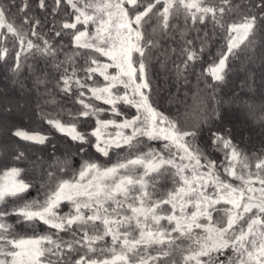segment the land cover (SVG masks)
<instances>
[{
	"label": "snow or ice",
	"instance_id": "6c2138e0",
	"mask_svg": "<svg viewBox=\"0 0 264 264\" xmlns=\"http://www.w3.org/2000/svg\"><path fill=\"white\" fill-rule=\"evenodd\" d=\"M9 4L17 8L19 24L10 20L9 7L0 0V67L22 91L38 94L34 110L74 142L75 152L70 148L57 157L53 145L50 160L30 152L29 145L47 146L51 138L10 123L18 103L0 104V165H10L0 167V264H177L176 255L180 264H264V103L241 101L236 109L244 116L246 127L241 128L229 119L231 108L216 99L231 71L230 57L238 50L251 51L257 39L264 57V0ZM209 23L210 31H222L226 42L197 73L212 39L203 31ZM81 57L86 66L77 65ZM41 62L45 67H39ZM154 62L174 74L180 88L191 86L189 74L195 77L196 103L185 106L197 117L192 122L154 106ZM110 68L116 71L109 73ZM25 72L31 89L16 79ZM97 74L102 84L94 79ZM253 84L245 81L250 89ZM259 87L264 89V81ZM56 92L73 97L79 108H60L55 115L44 111L57 104ZM173 101L179 102L170 95ZM121 105L136 114L126 116ZM105 113L113 118L102 119ZM144 137L163 141V148L140 151ZM253 137L260 141L254 151L248 147ZM90 148L101 157H110L113 150L126 155L110 165L89 158L74 168L72 156H88ZM206 149L222 158L212 159ZM27 173L35 179H24ZM159 179L171 180L172 187L162 191ZM32 189L37 195L26 199ZM63 203L69 210L62 213ZM12 217L15 223L9 222ZM41 224L47 231H37ZM18 226L32 235L18 232Z\"/></svg>",
	"mask_w": 264,
	"mask_h": 264
},
{
	"label": "trees",
	"instance_id": "16d2710c",
	"mask_svg": "<svg viewBox=\"0 0 264 264\" xmlns=\"http://www.w3.org/2000/svg\"><path fill=\"white\" fill-rule=\"evenodd\" d=\"M4 4L9 7V11L11 12L10 20L15 21V23L19 24V20L16 17L17 8L14 6H10L9 0H3ZM33 5L35 4V0H32ZM19 4V0H17V5ZM36 15H41L39 10L36 11ZM203 27V26H200ZM212 25L209 23L207 28H204V32H209L212 36V39L209 41L210 47L203 55V64L196 65V72L199 73L202 71L203 68L207 67L208 63L211 62V59L216 56V53L225 45V36L222 31H215L211 32ZM203 35V32L201 33ZM168 43H171L169 41ZM64 44L67 45L68 41L65 39ZM176 46V45H173ZM243 48V46H241ZM67 51H71L70 48ZM87 51V50H85ZM63 59V56L60 57ZM102 62H106L107 58L100 57ZM177 62L179 60L177 59ZM29 64L33 63L32 60L28 61ZM76 63L78 66H86L84 65L83 58H77ZM39 67H45L43 62L39 64ZM169 68H172V65L169 64ZM229 68L231 71L228 73L226 82L220 86L218 92L216 94L217 100H223L225 108H231L229 113V119L232 120L237 124L238 127L245 128L246 125L243 123L244 116L242 111H237V108L241 107V101L247 104H255L259 105L264 103V89H261L259 86L261 85L262 81H264V57H262V50L260 49V41L259 39L256 40L255 45L253 46L251 51H237L236 57L229 58ZM109 73H114L116 69L110 68ZM79 75L83 76V72H80ZM150 75L151 81L154 87V92L151 95L150 99L154 102V106L158 107L159 110L165 115L173 116L177 112L182 114L187 122H192V120L196 119L191 112L186 111V105L191 106L196 103L194 96L192 93L196 90L197 81L194 76L189 74V79L191 80L190 87H183L180 88L179 83L177 82L174 74H167L163 69L160 68L158 63H153L150 68ZM30 74L25 72L22 77H17L16 79H24L28 89L32 88V81L29 78ZM57 77V73L52 71V78L55 79ZM12 74L6 70L4 67H0V104H7L11 107L14 104H19L20 109L17 111V114L14 120L10 121V123H15L18 127L23 128L29 132H40L42 134L48 135L51 139L47 146H36L31 147L29 145L30 152L40 153L46 159H51L52 157L49 153L52 151V146L55 145V155L57 157L63 158L65 153L71 151L74 153L75 148L71 147L74 142L70 140L64 134H61L54 129H52L45 120L41 119L39 112L35 111V105L38 102V94L34 91H22L19 85L13 82ZM98 81V83H103V77H100L99 74L94 77ZM248 80L249 82L254 81L252 88H248L245 85V81ZM208 82L211 83V78H208ZM200 89L204 88L203 83L199 85ZM50 90L55 91L52 89V85H49ZM177 88H180V91L177 92ZM171 96L177 97V101L169 102V98ZM207 95L206 93L204 94ZM239 97V99H236ZM55 99L57 101L56 105H47L44 106V111L52 113L55 115L60 108H67L71 109L75 112L79 106L74 103V98L69 96H64L63 93L56 92ZM236 100V103L233 104L232 101ZM207 103V101H205ZM95 103L99 107H108L102 101H95ZM121 111L125 113L126 116L131 117L136 114V110L131 108L127 105L120 106ZM102 119H109L113 118L111 113H105L101 117ZM61 119L67 121V115L61 114ZM118 121L121 117H115ZM89 124L94 126V121L89 120ZM81 130H83V126L81 125ZM2 131V129H0ZM245 137L247 133H244ZM3 137L0 136V140ZM144 143L140 148V151H147L149 148H155L156 150H161L163 148V141H152L148 140L146 137L142 138ZM16 143H21L20 141H15ZM26 143V142H25ZM201 147H205L203 141H200ZM254 145V147H253ZM24 145L22 144V147ZM250 150H256L260 147V141L258 137H253L252 144L248 145ZM174 150V149H173ZM208 151L210 157L219 161L222 156L219 153L212 151L211 149H206ZM126 155L125 152H120L118 150H113L110 153V157H101L100 154L95 153L94 149H89L88 156H76L73 155L71 158V163L74 168H78L82 160H86L89 158L98 160L102 164L110 165L116 160ZM34 156H30V159H34ZM3 166H10V165H0ZM19 167H28L27 164H20ZM26 180H34L33 173H27L23 177ZM157 187L160 188L162 191H166L172 187L171 180L169 179H159L157 183ZM37 195V190L32 189L30 190L25 198L31 199ZM42 198V197H41ZM12 201L9 200V204ZM223 203L218 205L217 207H224ZM61 212H67L69 210V205L67 203H63L60 208ZM216 214L214 213V219ZM10 223H15V217L10 218ZM167 227V222L162 221ZM17 231L21 232L22 234L32 235L30 230H25L21 227H17ZM38 232L43 233L47 231V226L41 224L37 229ZM199 232L200 230H194ZM63 236L64 234L61 233ZM65 239L69 237L64 236ZM190 243V242H189ZM155 254V253H153ZM174 259L177 260V264H180V257L176 255Z\"/></svg>",
	"mask_w": 264,
	"mask_h": 264
},
{
	"label": "rangeland",
	"instance_id": "374dc122",
	"mask_svg": "<svg viewBox=\"0 0 264 264\" xmlns=\"http://www.w3.org/2000/svg\"><path fill=\"white\" fill-rule=\"evenodd\" d=\"M109 130L112 131V129H109ZM125 131L127 132V131H130V130H125ZM39 133H40V132H39ZM41 134H42V133H41ZM173 152H175V149L173 150ZM208 191H209V193H211L212 190L209 189ZM192 210H193V209L191 208V206H189L188 211L190 212V211H192Z\"/></svg>",
	"mask_w": 264,
	"mask_h": 264
}]
</instances>
